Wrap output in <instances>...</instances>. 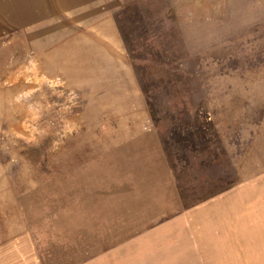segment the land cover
<instances>
[{"label": "rangeland", "instance_id": "rangeland-1", "mask_svg": "<svg viewBox=\"0 0 264 264\" xmlns=\"http://www.w3.org/2000/svg\"><path fill=\"white\" fill-rule=\"evenodd\" d=\"M0 264H264V0H0Z\"/></svg>", "mask_w": 264, "mask_h": 264}, {"label": "crops", "instance_id": "crops-1", "mask_svg": "<svg viewBox=\"0 0 264 264\" xmlns=\"http://www.w3.org/2000/svg\"><path fill=\"white\" fill-rule=\"evenodd\" d=\"M161 169L163 171H165V181H168L171 177V172H170V164H169V160L167 158V155L165 153V163L163 162L161 164Z\"/></svg>", "mask_w": 264, "mask_h": 264}]
</instances>
